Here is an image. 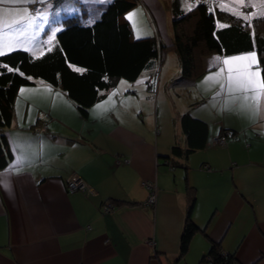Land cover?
<instances>
[{"label":"crops","instance_id":"1","mask_svg":"<svg viewBox=\"0 0 264 264\" xmlns=\"http://www.w3.org/2000/svg\"><path fill=\"white\" fill-rule=\"evenodd\" d=\"M37 1L0 4V44H13L5 53L17 48L31 53L38 47L42 54L45 38L42 45L31 43L40 18L50 22L53 14H46L55 4L66 11L73 0ZM77 1L88 7L111 2ZM179 1L186 12L184 0ZM171 2L138 4L154 28L151 37L165 46L156 68L143 72L145 85L136 83L140 75L126 90L104 93L85 118L62 91L45 83L18 91L12 123L4 132L12 159L0 170V264H206L201 258L212 244L234 256V264H264V91H259L258 108L240 99L257 93H230L223 63L255 52L204 55L200 76L182 77L169 47ZM33 4L42 7L43 15L32 12ZM256 9L263 13L264 5ZM55 32L47 41L53 42ZM255 57L251 70L260 73ZM167 59L170 66L162 63ZM221 68L216 82H205ZM154 76L151 98L146 83ZM174 86L189 89L187 102L171 97ZM186 113L208 129L202 148L184 157L180 153L188 139L181 117ZM223 131L235 136L224 146L211 144ZM75 177L87 193L67 190ZM145 183L156 188L152 206L145 205ZM188 189L196 198L190 218L199 230L178 259ZM115 201L118 206L111 204ZM108 205L113 209L103 211Z\"/></svg>","mask_w":264,"mask_h":264},{"label":"trees","instance_id":"2","mask_svg":"<svg viewBox=\"0 0 264 264\" xmlns=\"http://www.w3.org/2000/svg\"><path fill=\"white\" fill-rule=\"evenodd\" d=\"M62 11L61 28L42 54L13 50L0 56V170L12 159L5 130L13 119L14 102L23 87L41 82L62 91L77 107L82 118L104 93L121 80L134 82L143 72L154 70L165 46L154 37L136 38L126 14L138 0H111L104 7L84 6L77 0ZM186 12L179 0L171 2L172 48L180 74L185 78L200 76V58L207 54L224 56L254 51L264 77V14L249 22L226 12L212 9L200 0ZM224 25V27H221ZM11 68L12 71L7 69ZM79 69V71H77ZM188 147L174 154L186 157L202 148L208 126L189 113L181 117ZM234 135L223 131L222 135ZM67 186V185H66ZM192 189L187 191L186 221L180 237L178 259H182L194 234L199 230L190 218L195 204ZM119 202L111 204L118 206ZM234 264V256L212 244L201 263Z\"/></svg>","mask_w":264,"mask_h":264},{"label":"rangeland","instance_id":"3","mask_svg":"<svg viewBox=\"0 0 264 264\" xmlns=\"http://www.w3.org/2000/svg\"><path fill=\"white\" fill-rule=\"evenodd\" d=\"M200 1H202L206 5L210 6L212 9L219 10V11H222L218 8L220 6L225 7V8H229L233 12L238 13L240 15V19H242L243 21H246V22H249L250 19H252L254 17L261 16L264 14V11H263V13L256 14V10H257L256 8H258V6L264 5V1H262V0H242V3L238 2V0H200ZM219 1H221L222 3L219 4ZM37 2L41 3V4L44 3L43 5L48 4L47 2L41 1V0H38ZM139 2H140V0H138V4H139ZM184 2H185V6H186V11H187L191 7H193V5H194L193 4L191 6L190 2L192 4L193 2L195 3L197 1H195V0H184ZM106 5H104V6H106ZM54 6H55L54 11L52 12V10H50L46 14V16L53 14L52 20L49 22L47 20L40 18L41 19L40 29L38 30V32H37L38 34H37V37L35 39H33V38L29 39V41H31L33 39L31 41V43H37L38 45H42L41 41L45 38L44 42H43V46L47 47L51 44L50 41H47L48 36L52 35V33L55 30H56V32L58 30H60L61 27H58V25L61 22L60 19L63 17L62 8L59 6L56 7V4ZM104 6L101 5L100 7H104ZM96 7H98V6H93L92 8H96ZM170 7H171V4H170ZM222 12H225V11H222ZM36 13H37V15L38 14L43 15L44 11H39ZM228 14H230V13H228ZM169 15H170V13H168L167 19H168V23H169L170 34L172 35V33H173L172 32V26H171L172 25V15H171V17H169ZM126 17H128L127 19L131 25L134 37L143 38V37L154 36V28L150 22V18L148 16V13L141 6L137 5L134 9H132L130 12L127 13ZM56 32H55V34H56ZM149 33H150V35H149ZM55 34H54V37H52V40H54ZM169 47L172 48V45ZM14 50H23V49L17 48ZM37 50H38V47H37V49H35V51H32L31 54L33 56H39V52H41V51L37 52ZM162 63L170 66L168 59L166 60V62L163 61ZM166 69L167 68L165 66H163L160 70V74L164 75V72L166 71ZM144 78H145L144 73H142L141 76L137 79L136 83L144 84ZM131 84H133V83H128L126 81L121 80L119 82L118 86L112 89V93L117 92V91H121V90H126V87L131 85ZM188 90H189L188 88H185L183 86L182 87L174 86L172 88H169V92H170L171 97L174 96V94L179 95V99L181 101L184 100L186 102H187L186 93ZM149 96H151V98H153V95H149Z\"/></svg>","mask_w":264,"mask_h":264},{"label":"snow or ice","instance_id":"4","mask_svg":"<svg viewBox=\"0 0 264 264\" xmlns=\"http://www.w3.org/2000/svg\"><path fill=\"white\" fill-rule=\"evenodd\" d=\"M7 2H19V0H0V4H4ZM238 2L242 3V0H238ZM221 27H224V25H221ZM5 47L12 48L13 44H0V56L6 54L4 51ZM236 61H245L246 63H234ZM223 63L224 65L228 66V76L226 77L227 90L230 93H257V95H242L240 99L244 101L251 100L256 104L258 108L260 99L259 91H264V77H260V73L258 71L251 70L253 63H256L255 53H251L248 56L232 57L230 59H225ZM7 70L12 71L11 68H8ZM77 71H79V69H77ZM222 72H224L223 68H221L220 71L215 74V77H206L205 82H216V77H219ZM224 87L225 83H221V88L223 89Z\"/></svg>","mask_w":264,"mask_h":264},{"label":"built area","instance_id":"5","mask_svg":"<svg viewBox=\"0 0 264 264\" xmlns=\"http://www.w3.org/2000/svg\"><path fill=\"white\" fill-rule=\"evenodd\" d=\"M41 6L40 5H32L31 6V10L32 12H37L39 10H41ZM146 90L148 92L149 95H154L155 94V90H156V76H154V78H152L150 81H148L146 83ZM231 138V135H220L219 137H216L212 140L211 144L216 145V146H224L226 145V143L228 142V140ZM66 188L68 191L73 192V191H81L84 193L88 192V188L85 185V183L82 181V179L80 178H72L70 179V181L67 182L66 184ZM145 186L147 187V189L149 190V195L147 198V201L145 203V205L147 206H152L155 202V197H156V188L153 184L151 183H145ZM113 209V207L110 205L105 206L102 210L105 212H109Z\"/></svg>","mask_w":264,"mask_h":264}]
</instances>
